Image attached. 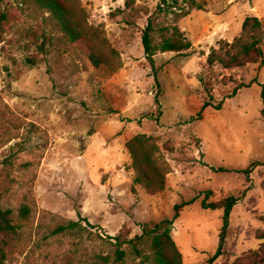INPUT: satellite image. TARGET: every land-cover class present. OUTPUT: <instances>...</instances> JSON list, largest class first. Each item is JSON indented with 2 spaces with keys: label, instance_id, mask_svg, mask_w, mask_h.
Segmentation results:
<instances>
[{
  "label": "rangeland",
  "instance_id": "374dc122",
  "mask_svg": "<svg viewBox=\"0 0 264 264\" xmlns=\"http://www.w3.org/2000/svg\"><path fill=\"white\" fill-rule=\"evenodd\" d=\"M71 1L84 12L86 40L70 42L33 4L0 1L7 14L0 33V205L31 208L27 218L15 216V233L0 234V264H149V237L130 240L191 198L170 232L181 264H264V0H193L200 9L176 21L191 48L157 52L154 68L141 31L151 21L158 42V29L175 20L158 8L160 0ZM249 16L262 23L263 59L208 68L210 50L232 42ZM209 95L224 102L198 119ZM137 134L153 138L168 170L161 192L131 189L125 143ZM205 190L212 192L207 202L239 199L217 257L223 209L201 207ZM69 221L80 226L52 233Z\"/></svg>",
  "mask_w": 264,
  "mask_h": 264
},
{
  "label": "trees",
  "instance_id": "16d2710c",
  "mask_svg": "<svg viewBox=\"0 0 264 264\" xmlns=\"http://www.w3.org/2000/svg\"><path fill=\"white\" fill-rule=\"evenodd\" d=\"M2 1V0H0ZM25 3L33 4L40 8L43 12L49 14L50 18L55 22L60 32L70 41L76 42L78 40H86L87 32L85 28V17L83 10L78 4H74L71 0H23ZM133 0H126V4H130ZM180 2L188 5L187 10H181ZM160 10L171 12L175 15V20L169 26H163L158 29L159 41L155 42L153 34L155 28L151 21H148L141 31V45L145 58L149 61L152 68H154L153 56L157 52H176L184 54L191 48L190 41L184 36L182 31L176 25L179 17L188 14L189 10L193 8L200 9V7L193 0H160L158 4ZM7 21L6 12H0V33L3 31L4 24ZM262 23L255 16L246 17L241 25L240 32L232 42L220 41L218 48H212L205 58V63L208 68L214 65H220L223 69H232L241 67L249 63H256L258 60L263 59V50L260 46L262 40ZM90 59L93 65L99 63V57L96 52H92ZM153 77L157 91L154 96V101L158 102L160 86L156 78V71L153 70ZM199 82L203 83V78L199 77ZM253 82L247 84H239L232 89L226 96L231 98L236 95L241 87L251 85ZM261 91L260 97L264 109V84H260ZM206 89V88H205ZM209 99L201 103L197 112L199 119L202 111L208 107L216 110L220 109L223 104V99L216 104ZM133 170L132 191L135 186L142 187L149 194L161 192L165 188V176L168 170L165 166L160 164L156 158L158 146L153 141V138L144 134H137L125 143ZM218 170L222 171V168ZM249 171V169H248ZM211 190L203 192L204 198L200 201L203 209H223V225L219 233L220 242L213 257L220 255L222 242L225 236V230L228 226V215L239 200L237 197L228 196L218 202H207L211 195ZM196 200L191 198L173 207L174 213L171 218L163 219L155 224L152 228L143 227V233L140 236H135L134 239H142L143 235H147L150 239L151 257L149 264H181V254L171 237V227L173 221L178 217L180 209L185 205H190ZM31 213V208L28 205H21L16 211L11 208H4L0 205V234H13L20 227L19 224L14 222L15 216L21 219L27 218ZM79 220L84 221L87 225L93 227L85 218L77 214ZM80 226L78 221H69L66 224L58 225L52 233H61L65 231L75 230ZM117 240L118 237H115ZM5 242L0 241V258L4 256ZM117 260L123 257L122 251L116 252ZM102 264L106 258H101ZM1 263V260H0Z\"/></svg>",
  "mask_w": 264,
  "mask_h": 264
}]
</instances>
